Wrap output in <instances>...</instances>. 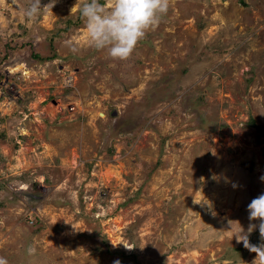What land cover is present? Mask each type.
<instances>
[{"label":"rangeland","instance_id":"1","mask_svg":"<svg viewBox=\"0 0 264 264\" xmlns=\"http://www.w3.org/2000/svg\"><path fill=\"white\" fill-rule=\"evenodd\" d=\"M50 2L0 0V257L252 264L264 0H168L125 60L89 45L85 0Z\"/></svg>","mask_w":264,"mask_h":264},{"label":"clouds","instance_id":"2","mask_svg":"<svg viewBox=\"0 0 264 264\" xmlns=\"http://www.w3.org/2000/svg\"><path fill=\"white\" fill-rule=\"evenodd\" d=\"M48 5L53 3L42 6L41 0H31L24 15L27 18L38 16ZM167 10L168 0H111L107 8L100 0H85L79 13L85 20L89 45L106 51L114 60H125L145 37L147 30L156 26ZM260 179L264 181V176ZM247 211L249 221L259 223H250L246 231L240 226L241 231L234 236L237 243L242 242L244 248L256 254L252 264H264V243L256 245L249 242V234L253 230H258L264 240V192L248 203ZM0 264H7L6 259L0 257ZM114 264H120L119 260Z\"/></svg>","mask_w":264,"mask_h":264},{"label":"trees","instance_id":"3","mask_svg":"<svg viewBox=\"0 0 264 264\" xmlns=\"http://www.w3.org/2000/svg\"><path fill=\"white\" fill-rule=\"evenodd\" d=\"M101 3L104 4L105 0H100ZM261 133L264 134V127L263 129L261 130ZM259 234L258 230L255 232L254 236H257ZM259 240V239H258ZM257 244H258V241H257Z\"/></svg>","mask_w":264,"mask_h":264}]
</instances>
